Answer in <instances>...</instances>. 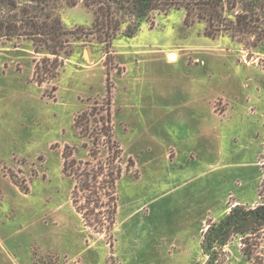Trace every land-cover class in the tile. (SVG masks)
<instances>
[{
    "label": "rangeland",
    "instance_id": "1",
    "mask_svg": "<svg viewBox=\"0 0 264 264\" xmlns=\"http://www.w3.org/2000/svg\"><path fill=\"white\" fill-rule=\"evenodd\" d=\"M61 16L82 38L70 37L73 53L43 86L33 71L44 54L0 39V264H203L208 223L262 201L264 53L227 32L208 36L184 9L154 11L132 37L124 24L108 47L88 33L83 3ZM107 77L123 166L133 165L112 231L100 233L72 204L62 152L90 158L74 118L105 96ZM231 250L230 264H247Z\"/></svg>",
    "mask_w": 264,
    "mask_h": 264
},
{
    "label": "trees",
    "instance_id": "2",
    "mask_svg": "<svg viewBox=\"0 0 264 264\" xmlns=\"http://www.w3.org/2000/svg\"><path fill=\"white\" fill-rule=\"evenodd\" d=\"M79 3L94 13L88 33L107 47L124 24L122 33L132 37L154 11L177 8L184 9L186 23L205 22L208 36L227 32L264 53V0H0V39L31 41L34 52L44 54L35 60L33 71L39 86L56 78L63 56L73 53L70 37L82 38L81 29L67 30L61 16L62 7ZM112 87L107 77L105 96L90 98V106L74 118L80 137L88 140L84 146L90 158H73L69 145L62 152L63 173L74 179L72 204L84 225L100 233L112 231L118 212V184L133 165L129 158L123 166L124 149L115 135ZM259 196L262 201L251 206L237 203L208 223L201 239L206 257L203 264H230L231 245L239 247L247 264H264V179Z\"/></svg>",
    "mask_w": 264,
    "mask_h": 264
},
{
    "label": "bare ground",
    "instance_id": "3",
    "mask_svg": "<svg viewBox=\"0 0 264 264\" xmlns=\"http://www.w3.org/2000/svg\"><path fill=\"white\" fill-rule=\"evenodd\" d=\"M168 58L171 60V61H174L178 58V54L176 51L174 50H171L168 52Z\"/></svg>",
    "mask_w": 264,
    "mask_h": 264
}]
</instances>
